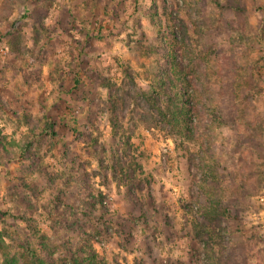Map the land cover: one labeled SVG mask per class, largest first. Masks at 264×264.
I'll return each mask as SVG.
<instances>
[{
  "label": "rangeland",
  "instance_id": "rangeland-1",
  "mask_svg": "<svg viewBox=\"0 0 264 264\" xmlns=\"http://www.w3.org/2000/svg\"><path fill=\"white\" fill-rule=\"evenodd\" d=\"M169 49L191 142L141 115ZM83 239L99 264H264V0H0V264Z\"/></svg>",
  "mask_w": 264,
  "mask_h": 264
},
{
  "label": "trees",
  "instance_id": "trees-1",
  "mask_svg": "<svg viewBox=\"0 0 264 264\" xmlns=\"http://www.w3.org/2000/svg\"><path fill=\"white\" fill-rule=\"evenodd\" d=\"M185 38H189L187 32L184 31ZM175 43L177 44V39L175 38ZM188 46V55L194 56L191 45L187 43ZM178 47V46H177ZM179 49V47H178ZM175 51L167 50L165 53L166 61L170 62L174 70L165 68L163 72L156 78L155 91L153 93L146 92L144 96L146 101L150 106L149 109L143 107L141 115L143 116L144 122L150 126L151 123L159 125V123H165L175 129L177 133H182L186 139L190 142L196 140L199 136L198 123L194 122L193 116H197L201 121L202 114L199 106L191 100L188 96V89L186 87V80L183 78L181 80V75L186 74L185 63L183 60H179ZM172 71L175 76L172 75ZM185 77V76H184ZM115 126H118L115 121ZM126 155L125 159L116 158L113 160L112 168L114 173V178L117 182H123V178L127 176L128 168L131 167V155L129 153H124ZM133 160V159H132ZM86 239L82 240V243L78 247V251L83 255L75 256L73 258L74 264H99V256L96 250L91 246V243L85 242ZM6 264H54L53 262H48L43 259V257L36 254L32 255L24 261L23 263L19 262L16 259L8 257Z\"/></svg>",
  "mask_w": 264,
  "mask_h": 264
}]
</instances>
